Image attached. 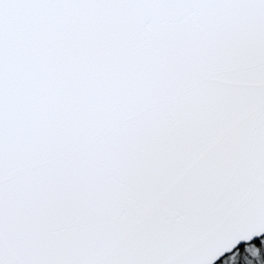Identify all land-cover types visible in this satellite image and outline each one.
I'll use <instances>...</instances> for the list:
<instances>
[{"label":"snow or ice","instance_id":"obj_1","mask_svg":"<svg viewBox=\"0 0 264 264\" xmlns=\"http://www.w3.org/2000/svg\"><path fill=\"white\" fill-rule=\"evenodd\" d=\"M0 264H264V0H0Z\"/></svg>","mask_w":264,"mask_h":264}]
</instances>
